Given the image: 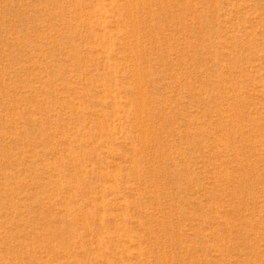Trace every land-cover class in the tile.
<instances>
[{
	"label": "rangeland",
	"instance_id": "1",
	"mask_svg": "<svg viewBox=\"0 0 264 264\" xmlns=\"http://www.w3.org/2000/svg\"><path fill=\"white\" fill-rule=\"evenodd\" d=\"M0 264H264V0H0Z\"/></svg>",
	"mask_w": 264,
	"mask_h": 264
}]
</instances>
